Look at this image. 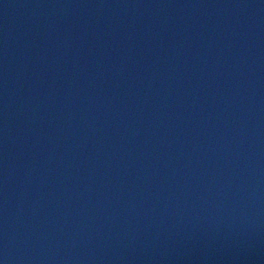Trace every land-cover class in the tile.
<instances>
[{
    "label": "water",
    "instance_id": "obj_1",
    "mask_svg": "<svg viewBox=\"0 0 264 264\" xmlns=\"http://www.w3.org/2000/svg\"><path fill=\"white\" fill-rule=\"evenodd\" d=\"M0 264H264V0H0Z\"/></svg>",
    "mask_w": 264,
    "mask_h": 264
}]
</instances>
